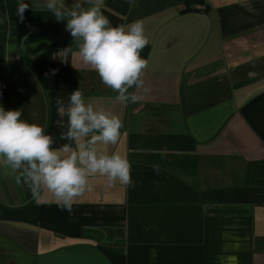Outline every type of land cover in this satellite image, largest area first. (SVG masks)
<instances>
[{"label": "crops", "instance_id": "crops-1", "mask_svg": "<svg viewBox=\"0 0 264 264\" xmlns=\"http://www.w3.org/2000/svg\"><path fill=\"white\" fill-rule=\"evenodd\" d=\"M21 2L0 0V106L59 148L56 99L80 89L121 119L108 151L134 186L96 176L69 213L0 165V264H264V0H105L113 26L139 19L149 39L150 92L126 105L45 0H24L23 20Z\"/></svg>", "mask_w": 264, "mask_h": 264}, {"label": "clouds", "instance_id": "clouds-1", "mask_svg": "<svg viewBox=\"0 0 264 264\" xmlns=\"http://www.w3.org/2000/svg\"><path fill=\"white\" fill-rule=\"evenodd\" d=\"M134 2L128 0L130 5ZM104 5L105 0H75L71 7L60 0H45L44 4L57 21L65 22L81 65L98 74L105 87L116 93V101L135 104L142 94L150 92L144 80L149 61L141 56L149 39L139 19L113 26L103 14ZM28 7L24 0L19 4L21 20ZM71 51L68 47L61 54ZM56 104L62 118L57 124L64 127L63 118H67V130L61 132L60 139L68 143L59 148L53 147L54 138L44 126L21 119V110L0 106V165L9 170L17 184L27 186L38 203L50 195L62 211L69 213L91 190L90 181L96 176L104 177L109 186H134L130 161L119 152L108 151L121 138L119 116L86 100L80 89L69 95L66 106L60 98ZM153 167L159 173V166Z\"/></svg>", "mask_w": 264, "mask_h": 264}, {"label": "rangeland", "instance_id": "rangeland-1", "mask_svg": "<svg viewBox=\"0 0 264 264\" xmlns=\"http://www.w3.org/2000/svg\"><path fill=\"white\" fill-rule=\"evenodd\" d=\"M96 236H97V234H96Z\"/></svg>", "mask_w": 264, "mask_h": 264}]
</instances>
